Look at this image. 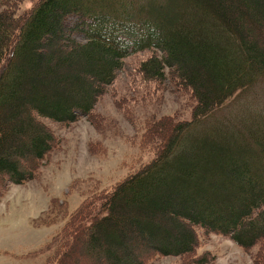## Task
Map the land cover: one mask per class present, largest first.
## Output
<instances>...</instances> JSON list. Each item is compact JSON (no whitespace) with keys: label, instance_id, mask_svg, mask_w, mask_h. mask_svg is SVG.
<instances>
[{"label":"trees","instance_id":"trees-1","mask_svg":"<svg viewBox=\"0 0 264 264\" xmlns=\"http://www.w3.org/2000/svg\"><path fill=\"white\" fill-rule=\"evenodd\" d=\"M24 1L0 0V201L8 182L35 176L52 147L54 136L39 117L63 123L92 117L119 72L127 70L121 83L129 91L143 90L130 94L137 100L154 92L147 83L158 89L170 78L195 97L189 120L146 119L138 146L152 157L114 188L90 192L71 211L66 204L60 211L64 199H50V217L40 225L62 213L69 219L47 242L45 264H75L77 240L89 230L95 254L106 246L107 260L85 264H146L156 255L204 264L211 258L197 253L196 227L229 235L264 264V124L242 113H248L238 118L244 131L237 129L231 144L219 142L214 128L196 129L264 73V0H35L19 19L14 12ZM45 45L64 49L62 59L81 66L82 77L66 74L77 98L70 89L49 88L64 61L51 52L42 57ZM142 52L151 55L141 59ZM136 57L126 69L125 59ZM124 99L119 96L121 105ZM225 121H219L224 129L235 125ZM23 151L29 160L20 163L13 156L22 158ZM131 226L141 239L131 236ZM100 235L132 245L122 242L121 254L111 253L112 243ZM140 241L145 247L136 251ZM31 253L41 259L40 250Z\"/></svg>","mask_w":264,"mask_h":264},{"label":"rangeland","instance_id":"rangeland-1","mask_svg":"<svg viewBox=\"0 0 264 264\" xmlns=\"http://www.w3.org/2000/svg\"><path fill=\"white\" fill-rule=\"evenodd\" d=\"M33 2L35 0L22 2L15 9L14 15L20 19L22 14L29 11ZM43 49L42 57L51 52L53 57L64 61L63 65L55 68L52 74L55 81L49 88L58 86L62 91L70 89L71 84L68 83L66 74L73 76L77 73L82 77L79 73L81 66L74 64L77 62L72 57L67 60L62 59L61 56L66 54L62 48L59 51L55 46L49 48V45H45ZM150 55L151 53L142 52L140 57L143 59ZM132 60L138 62L140 59L139 57L125 59L126 69H131L129 61ZM74 66L78 67L77 72L74 71ZM125 72H119L113 84L107 87V92L97 98L92 117L80 116L77 120L68 123L39 117V120L52 132L54 141L32 179L21 183L8 182V189L0 201V264H45L43 259L47 253L45 247L47 242L69 219L62 213L56 216L55 223L48 226L40 225L39 219H46L47 214L50 217L52 211L50 199L54 196L64 199L65 203L62 207L57 202L60 211H63L65 204L67 210L71 211L90 192L97 193L114 188L118 181L152 157V153L138 146L144 137L146 119L189 120L192 116L191 109L195 97L189 94L184 85L179 88L178 81L173 78L164 80L163 87L158 89L154 87V82L147 83L146 87L154 92L141 101L131 97L130 94L138 95L143 90L129 91V85L121 83L126 77ZM72 91H75L73 86L68 94L77 98L78 93L74 94ZM159 94L160 97L152 99ZM121 95L125 96L124 101H121L125 103L123 105L119 100ZM219 106L214 116L201 122L196 128H214L215 134H212L217 136V140L219 138V142L231 144L236 130L244 131L243 124L238 120L242 113L252 112L258 125L264 124V73L259 74L250 86L230 94ZM225 118L231 119L235 125L232 128L229 125L226 129L221 127L219 121L224 122ZM250 130L253 132L252 128ZM255 132L257 134V130ZM27 133L29 131L26 130V135H18V138L27 141L29 136ZM238 143L240 148L244 146L241 139ZM22 155V158L13 157L20 163L23 159L29 160L26 152L23 151ZM63 194L66 196H62ZM195 230L198 237L197 253L207 251L210 254L211 260L204 264H255L258 255L251 253L254 249L250 251L242 249L229 235L205 231L201 227H196ZM91 231L92 235H95L94 230H89L77 240L75 264L104 263L107 260V255L104 254L107 250L106 246L102 249V253L95 254L97 251L91 245L90 239L88 240ZM129 232L136 239L143 237L141 230L133 226ZM117 233H120L119 229ZM116 237L106 235L102 240L101 235L97 236L101 242L112 243L109 248L111 253L121 254L122 250H118V247L122 242L126 248L132 245L125 238L118 243ZM138 243L141 246L137 247L136 251L145 247L143 241ZM33 250H40L41 259L34 260V254L31 253ZM187 262L188 256L156 255L146 264H187Z\"/></svg>","mask_w":264,"mask_h":264}]
</instances>
